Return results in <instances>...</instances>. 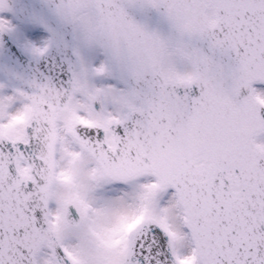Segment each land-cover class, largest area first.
<instances>
[{
	"label": "snow or ice",
	"instance_id": "snow-or-ice-1",
	"mask_svg": "<svg viewBox=\"0 0 264 264\" xmlns=\"http://www.w3.org/2000/svg\"><path fill=\"white\" fill-rule=\"evenodd\" d=\"M0 264H264V0H0Z\"/></svg>",
	"mask_w": 264,
	"mask_h": 264
}]
</instances>
